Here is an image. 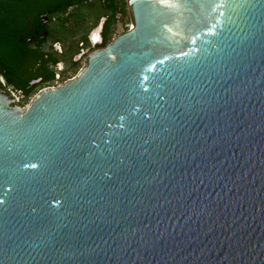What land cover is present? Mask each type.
<instances>
[{
    "label": "water",
    "instance_id": "1",
    "mask_svg": "<svg viewBox=\"0 0 264 264\" xmlns=\"http://www.w3.org/2000/svg\"><path fill=\"white\" fill-rule=\"evenodd\" d=\"M128 9L75 78L0 87V264H264V0Z\"/></svg>",
    "mask_w": 264,
    "mask_h": 264
},
{
    "label": "flooded vegetation",
    "instance_id": "2",
    "mask_svg": "<svg viewBox=\"0 0 264 264\" xmlns=\"http://www.w3.org/2000/svg\"><path fill=\"white\" fill-rule=\"evenodd\" d=\"M10 45L18 59L16 81L0 87L14 104L75 78L94 51L126 32L128 0H0Z\"/></svg>",
    "mask_w": 264,
    "mask_h": 264
},
{
    "label": "trees",
    "instance_id": "3",
    "mask_svg": "<svg viewBox=\"0 0 264 264\" xmlns=\"http://www.w3.org/2000/svg\"><path fill=\"white\" fill-rule=\"evenodd\" d=\"M17 68L18 59L10 45L5 16L0 12V73L5 78L7 85L19 86L15 76Z\"/></svg>",
    "mask_w": 264,
    "mask_h": 264
},
{
    "label": "rangeland",
    "instance_id": "4",
    "mask_svg": "<svg viewBox=\"0 0 264 264\" xmlns=\"http://www.w3.org/2000/svg\"><path fill=\"white\" fill-rule=\"evenodd\" d=\"M128 26L130 29L132 27V22L128 21ZM37 93H34L33 95H31L29 98L25 99V100H22L21 98L17 97L16 98V101H15V104L20 106L21 108H23L27 103H29L32 98L36 95Z\"/></svg>",
    "mask_w": 264,
    "mask_h": 264
}]
</instances>
